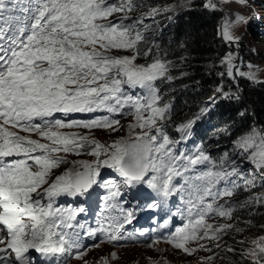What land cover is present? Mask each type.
Instances as JSON below:
<instances>
[{
  "label": "snow or ice",
  "instance_id": "1",
  "mask_svg": "<svg viewBox=\"0 0 264 264\" xmlns=\"http://www.w3.org/2000/svg\"><path fill=\"white\" fill-rule=\"evenodd\" d=\"M237 2L245 4L247 0ZM205 7L218 10L212 0H206ZM14 10L24 15H10ZM122 11L125 6L117 7L108 0H0V264H32L29 250L49 258L63 257L64 264L69 257L83 259L87 250L79 243V234L65 229L84 228L72 222L85 209L65 215L54 207V198L60 194L86 196L98 183L102 168L114 170L131 186L147 185L164 201L181 193L187 223L177 228L168 242L189 255L197 250L187 247L189 243L218 240L222 232L233 227L213 225L207 220L212 214L232 218L233 208L216 204V200L233 193L214 189L221 180L237 174V169L228 172L209 168L194 179L185 175L198 164L209 162L215 167V162L203 151L194 156L176 151L179 141L171 139L161 123L170 119V106H161L156 87L157 80L172 79L168 62L156 59L147 65L135 64L143 36L133 26L108 20ZM247 22L248 18L241 15L234 22L226 20L221 28L222 38L238 44L239 37H234L230 28L234 23ZM114 49L131 50L133 55H110ZM150 52L151 49L144 55ZM234 59L228 53L222 60L227 76L234 80L236 75L253 79V73L240 71ZM126 87L143 89L144 95H130ZM216 91L224 99H240L222 87ZM212 103H216L215 98ZM125 108L135 120L129 125V136L109 145L88 135L60 130L82 127L117 131L114 126L119 125V120L65 121L56 116L98 110L124 114ZM209 110L210 107L201 108L199 114L178 126L182 139L190 135L195 121ZM137 128L141 131L136 132ZM21 132L36 133L47 142ZM236 147L242 150L241 154H247L264 180V129L253 127L236 141ZM61 152L95 159L70 162L66 155H59ZM67 163L72 167L49 182L52 169ZM177 177L184 183H174ZM44 185L47 187L39 191ZM117 195L118 189L111 191L112 197ZM251 201L264 203V196L252 197L244 204ZM149 207L157 209L160 204L154 202ZM134 218L133 210L121 209L120 215L98 220V227L89 229L87 235L103 233L108 243L132 238L124 235V229ZM253 244L255 247L246 254L252 257V264H264V237ZM199 248L211 250L203 244ZM112 257L115 259L116 254L112 253Z\"/></svg>",
  "mask_w": 264,
  "mask_h": 264
},
{
  "label": "trees",
  "instance_id": "2",
  "mask_svg": "<svg viewBox=\"0 0 264 264\" xmlns=\"http://www.w3.org/2000/svg\"><path fill=\"white\" fill-rule=\"evenodd\" d=\"M172 2L173 0H120L119 6L123 4L127 12L122 17V23L133 26L143 36L138 44V62L143 65L156 59L168 62V75L172 79L157 80L156 87L161 96V106H170V119L161 123L166 134L179 141L175 146L176 151L194 155V146L195 153L206 152L215 162V167L209 162L206 166L210 165L213 171L220 168L228 171L230 167L227 164L231 163V156L236 153L231 141L253 126L264 129V82L253 83L245 77L237 78V84L233 85L237 88L240 99L229 100L218 95L216 103L209 104L210 110L195 121L190 135L182 139L181 133L177 131L178 126L199 114L201 108L208 106L207 99L226 76L225 70L224 76L216 73L219 72L218 63L232 46L219 36L223 16L219 7L218 10H212L205 7L206 0H193L186 8L168 9ZM108 3L112 4L111 1ZM258 37L264 40L263 34ZM149 49L151 52L145 56L144 53ZM234 176L235 174L220 181L236 196L227 201L228 205H232V214L246 218L252 216L256 208L263 206L264 209L263 204L253 201L244 204L248 197L245 196V191L236 187L232 179L237 177ZM248 206H252L249 212ZM261 216V223L264 224V214ZM231 246L237 248L233 243ZM236 253H228V262L235 264L238 261Z\"/></svg>",
  "mask_w": 264,
  "mask_h": 264
},
{
  "label": "rangeland",
  "instance_id": "3",
  "mask_svg": "<svg viewBox=\"0 0 264 264\" xmlns=\"http://www.w3.org/2000/svg\"><path fill=\"white\" fill-rule=\"evenodd\" d=\"M110 1L112 2V5L115 6L118 3L117 1H119L120 3V0H108V2ZM192 2L193 0H173V2L168 6V9L186 8L190 6ZM119 3L117 7L119 6ZM212 3L216 4L217 7H219L223 12L219 29V36L225 43L232 46V49L229 50L225 54V56L228 53H232L235 57L233 63L237 66L240 71H243L245 73H253V79L248 80L253 83L264 82V40H261L258 37V35H264V0H247L245 4L238 3L237 0H212ZM122 5L123 4H120V6ZM126 13V10L114 13L113 16L108 18V20H112L113 22H123L124 19L122 17H124ZM237 15H241L248 18V22L234 23L233 26L230 28L231 34L234 37H239V43L234 44L229 43L228 41H225L222 38L221 28L226 20L234 22ZM257 16L259 17L258 19ZM110 55L131 56L133 55V52L131 50L125 51L114 49L112 50ZM150 63L152 62H149V64ZM135 64L143 65L137 60H135ZM249 64L253 67L249 68ZM217 67L219 72H217L216 69L215 71L216 73H218L219 76H221L220 73H222L224 70L226 73V67L222 65V61L218 63ZM235 74L236 70L234 69V75ZM239 77L241 76L236 75V79L234 80L228 77L226 74V76L222 78L223 80L220 81L217 87H215V92L207 99V107H209V104L212 103V98H215V100H217L218 95L221 96V94L216 91L218 87H222L224 92H231L237 94V88L234 87V85L237 84L236 81L237 78L239 79ZM226 78L228 81L226 80ZM127 110L129 111V109ZM128 111L124 112V114H117L116 116L111 118L120 121L119 125L114 126L118 129L117 131H113L111 129L106 128H95L89 130L84 129L82 127L64 128L60 131L64 133H78L80 135H88L90 138H94L101 144L109 145L121 138H128L130 132L129 125L135 122L134 116L127 114ZM103 112H106V110L97 111V113ZM89 113L93 112L82 113V115L79 118H76L75 120H64L85 122L95 120L92 118H88ZM253 127L259 129L257 126ZM251 129L238 135L233 141H231L232 145L236 149V153L231 156V163L227 164V166L230 167V170L228 171H232L233 168L237 169V174H235L234 176L237 178L232 180L234 181L236 187H240L243 191H245V196L248 197V201L252 197L264 196V180L260 178L259 172L255 169L254 165L248 160L247 154H241L242 150L236 147V141L241 136L250 132ZM135 131L140 132L141 130L137 128L135 129ZM31 136L33 139L42 140L41 137H39L36 133ZM205 154L208 155L206 152ZM61 155H66L67 160L70 162L81 160L93 161L95 159V157L86 154L74 155L71 153L65 154L61 152ZM198 165L194 166L188 173H185V175L194 179L195 176L199 175L201 172L207 171L206 168H200V166ZM71 167L72 164L67 163L61 164L58 168L52 169L51 175L48 178L49 182H51L55 178V176L62 174L66 169ZM107 172H109L111 175L105 174V176L99 179L98 183L94 185L88 193V195L96 197L95 201L98 204V207H101L104 211L110 210L108 206L114 205L117 200V197L120 195L119 192V195H117L116 197L111 196V191L115 190V187H118L119 190L125 192V197L128 201L132 195H137L139 197V201L133 204L132 208H130V206L125 208L122 207L119 203H116V216L121 214L120 209L129 208V210H133L134 212L146 209L150 213H153L155 209L150 208L149 205L154 202L158 203V201L162 200V198H160L159 196H157L153 200L152 195L154 194V191L148 188L147 185L138 184L136 186H131L127 184L124 180L120 179L117 176L119 174L114 170L110 169L107 170ZM175 180L178 181L179 184L184 183L182 178H175L174 181ZM43 187L45 188L47 187V185H44ZM185 187H187V185H185ZM216 190L223 192L222 189H218L217 187L214 189V191ZM229 191H231V189H229ZM181 196V193L175 194L177 201L182 202L180 208L185 216L187 215L185 211L186 204L181 198ZM141 197L143 198L141 199ZM234 197H236L234 194H232L231 196L222 195L216 200V204L223 205L226 208L229 206L232 207V205L227 204V201L229 199L233 200ZM80 198L81 195L79 194H69L66 196L58 195L54 198V207L59 208L65 213V215H67L68 212L77 209V206L81 203ZM120 199H123V196ZM253 202L264 205V203L261 202ZM165 203L166 201L162 200V202L159 203L160 207H164ZM248 207L249 212L252 206ZM262 207L256 208V211L253 212L252 216H248L246 218L239 217L231 213L232 218L229 220L227 217H220L219 215L212 214L207 220L208 223H211L213 225L231 224L233 225V227L229 230H226L225 232H222L219 235L218 240L205 239L198 242L189 243L188 245H186L187 247L197 249L191 255L185 253L182 249L174 247L173 245L161 242L153 244V241H149L146 243L131 244L130 246L119 248L107 244H102L99 245L97 248L88 250L83 259H72L69 264H85V262L86 264H104L105 260H107V264H232L228 262L227 259L228 253L230 252L229 249H231V251L237 252L236 256L238 258V261L235 264H252V257L250 255H247L246 253L249 249L255 247V245L253 244L254 240L258 239L259 237H264V224L261 223V215L264 214V209ZM171 214L172 213H169V216L167 218L171 219ZM185 224L183 221L179 220L178 226L180 228L183 227ZM237 229H240V231H237ZM112 243L120 245V243L118 242ZM232 243L236 245L237 248L234 249L231 246ZM199 244H203L206 246L207 249L211 250L208 251L199 248ZM112 253L116 254L115 259H113ZM207 257H212L213 259L207 260Z\"/></svg>",
  "mask_w": 264,
  "mask_h": 264
}]
</instances>
